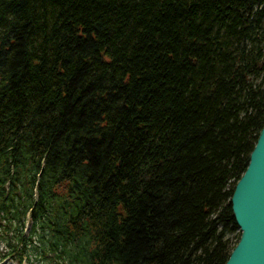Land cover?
<instances>
[{"label":"trees","instance_id":"trees-1","mask_svg":"<svg viewBox=\"0 0 264 264\" xmlns=\"http://www.w3.org/2000/svg\"><path fill=\"white\" fill-rule=\"evenodd\" d=\"M263 124L264 0H0V258L224 264Z\"/></svg>","mask_w":264,"mask_h":264},{"label":"water","instance_id":"water-1","mask_svg":"<svg viewBox=\"0 0 264 264\" xmlns=\"http://www.w3.org/2000/svg\"><path fill=\"white\" fill-rule=\"evenodd\" d=\"M231 209L240 236L224 264H264V124L235 183Z\"/></svg>","mask_w":264,"mask_h":264},{"label":"rangeland","instance_id":"rangeland-1","mask_svg":"<svg viewBox=\"0 0 264 264\" xmlns=\"http://www.w3.org/2000/svg\"><path fill=\"white\" fill-rule=\"evenodd\" d=\"M30 223H31V221H30ZM238 231H239V228L237 227V229L235 231H231L227 235L232 241H234Z\"/></svg>","mask_w":264,"mask_h":264}]
</instances>
